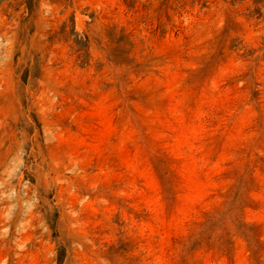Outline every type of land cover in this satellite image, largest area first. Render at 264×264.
I'll return each mask as SVG.
<instances>
[{
  "label": "rangeland",
  "instance_id": "rangeland-1",
  "mask_svg": "<svg viewBox=\"0 0 264 264\" xmlns=\"http://www.w3.org/2000/svg\"><path fill=\"white\" fill-rule=\"evenodd\" d=\"M0 264H264V0H0Z\"/></svg>",
  "mask_w": 264,
  "mask_h": 264
}]
</instances>
